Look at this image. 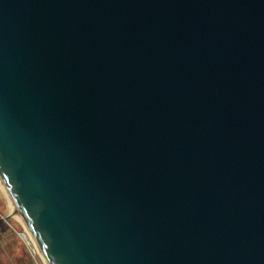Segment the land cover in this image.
Segmentation results:
<instances>
[{"label":"water","instance_id":"95a60500","mask_svg":"<svg viewBox=\"0 0 264 264\" xmlns=\"http://www.w3.org/2000/svg\"><path fill=\"white\" fill-rule=\"evenodd\" d=\"M0 180L47 264H264V0H0Z\"/></svg>","mask_w":264,"mask_h":264},{"label":"rangeland","instance_id":"374dc122","mask_svg":"<svg viewBox=\"0 0 264 264\" xmlns=\"http://www.w3.org/2000/svg\"><path fill=\"white\" fill-rule=\"evenodd\" d=\"M14 206L0 182V215L5 228L0 231V264H47L39 251L32 254L22 236L25 231L22 218L14 213Z\"/></svg>","mask_w":264,"mask_h":264},{"label":"built area","instance_id":"2783aa9c","mask_svg":"<svg viewBox=\"0 0 264 264\" xmlns=\"http://www.w3.org/2000/svg\"><path fill=\"white\" fill-rule=\"evenodd\" d=\"M20 235L22 236V238L24 239V241L26 242L28 248L31 250L32 254H35L36 252H38V248L35 245L33 239L30 237V235H28L27 232H20Z\"/></svg>","mask_w":264,"mask_h":264},{"label":"trees","instance_id":"16d2710c","mask_svg":"<svg viewBox=\"0 0 264 264\" xmlns=\"http://www.w3.org/2000/svg\"><path fill=\"white\" fill-rule=\"evenodd\" d=\"M5 222L3 221V219H2V217H1V215H0V231H3L4 230V228H5Z\"/></svg>","mask_w":264,"mask_h":264},{"label":"bare ground","instance_id":"6f19581e","mask_svg":"<svg viewBox=\"0 0 264 264\" xmlns=\"http://www.w3.org/2000/svg\"><path fill=\"white\" fill-rule=\"evenodd\" d=\"M0 182H1V180H0ZM1 184H2V182H1ZM3 185V184H2ZM4 187V186H3ZM5 189V188H4ZM5 193H6V190H5ZM12 202V201H11ZM13 204V203H12ZM13 206H14V204H13ZM14 208H15V206H14ZM13 208V209H14ZM14 213H16V209H14ZM19 217H20V215H19ZM21 218V217H20ZM28 235H30L29 233H28ZM39 249V248H38ZM39 252L41 253V251H40V249H39Z\"/></svg>","mask_w":264,"mask_h":264}]
</instances>
